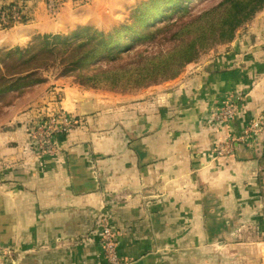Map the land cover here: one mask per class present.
Instances as JSON below:
<instances>
[{
    "label": "crops",
    "instance_id": "obj_1",
    "mask_svg": "<svg viewBox=\"0 0 264 264\" xmlns=\"http://www.w3.org/2000/svg\"><path fill=\"white\" fill-rule=\"evenodd\" d=\"M27 3L43 21L47 0ZM65 5L58 14L74 15ZM83 10L64 33L95 25ZM53 88L84 125L47 155L27 144L46 104L0 126V264H106L104 226L123 264H216L264 245V10L177 79L131 93ZM227 104L238 109L225 122Z\"/></svg>",
    "mask_w": 264,
    "mask_h": 264
},
{
    "label": "trees",
    "instance_id": "obj_2",
    "mask_svg": "<svg viewBox=\"0 0 264 264\" xmlns=\"http://www.w3.org/2000/svg\"><path fill=\"white\" fill-rule=\"evenodd\" d=\"M137 7L126 24L107 35L81 27L54 43L36 38L31 50L0 49V103L43 84V69L72 77L84 88L116 93L174 80L188 65L231 43L264 9V0H148ZM3 12L13 20L11 6L3 5L0 17Z\"/></svg>",
    "mask_w": 264,
    "mask_h": 264
},
{
    "label": "rangeland",
    "instance_id": "obj_3",
    "mask_svg": "<svg viewBox=\"0 0 264 264\" xmlns=\"http://www.w3.org/2000/svg\"><path fill=\"white\" fill-rule=\"evenodd\" d=\"M8 1H5V2H8ZM69 1H71V3ZM140 1H148V0H137L135 3L127 1L126 4L127 3L131 4L129 8H127L126 6L124 7L121 6L119 4L121 2L115 1V0H55V2H52V0H47V11L42 18L43 21H39L37 19L38 15L36 14H38L39 10L36 4L33 6L28 5L25 7L18 6L17 10L18 12L21 11V13H19L20 15L12 14L11 15L13 18V20H11L12 22L9 21V17L5 16V13H3L0 17V20L3 22L2 23L3 26L0 25V49H4L6 51L18 49L19 52H23V51L31 50L36 46V40H35L36 38H40L41 41L45 39L51 43H54L55 41H57V39L61 41L65 38H68L69 36L73 34H76V31L80 29L81 27L77 28L72 33L70 32L64 33V30L67 31L71 27H75L76 25L79 24L80 22L79 18L84 14L83 8L86 5L88 6L90 13L94 16V20L92 21L91 24H95L97 26L92 25L93 27L92 26L90 27L82 26V27L94 28L96 32L107 35L115 27L121 26L122 24L124 25L128 22L131 16L132 10H135V8L139 9V7L137 6ZM199 1L201 0H191V2H194V3H199ZM54 3H55V7L53 8L51 6ZM65 3L66 5L67 4H72V6L76 5L74 15L69 14L71 9H68V8L70 6H68L67 8L63 10L64 14L62 15L58 14ZM13 9L14 8L11 7L12 11ZM119 12L120 14H118ZM148 15H149V12L145 14V16H148ZM116 16L119 17L120 19L119 21H116L115 19L117 18ZM18 17H21V18L19 19ZM56 23H60L59 24L60 32L49 33L48 31L55 32L56 28H58V25H55ZM98 27L101 29H99ZM45 28H47V31L45 33H42L43 29L46 30ZM103 66H106L105 63L103 64ZM40 73H41V77L45 79L43 84L41 83L37 87L27 90L21 96L15 97L13 99L9 97L10 99L6 100L5 102L0 103V109H3L2 113L0 112L1 113L0 114V126H11L13 122H10V121L15 120V116L21 110L26 109L28 106L33 108L35 104H38V105L46 104L40 108L41 111L39 110L38 112L39 114L44 113L47 116H52V118L58 116L61 119V121L65 120L67 116H71L75 118L76 121H73V124L69 125L70 127L68 128L66 135L69 134L72 130H75L80 126H83L84 125L83 120L73 110L70 109V106L66 102L65 96L62 95L63 92L60 91L61 92L60 93L57 90L58 88H53L58 84L59 85L61 84L74 85L75 87L76 86L78 87L79 84H77L72 79V77H68V78L59 77L53 71H46L43 69L40 71ZM51 88L53 89H52V95L49 101L45 103V100H44L42 101L43 103H41L40 100L46 97L48 91ZM79 88L85 89V90L88 89V88H84L81 86H79ZM136 89L137 90H134L132 92L145 89V88L143 87V88H139V89L136 88ZM78 92L83 93L79 89L78 90L76 89V94H78ZM37 101H39V103H37ZM30 143L31 141L27 143L28 146H30ZM31 149L32 148H30V151ZM0 252H1V249H0ZM7 253L8 251L4 254H7ZM230 253L234 256L233 260L226 259V261L224 262L221 261L216 264H264V245H262V247L242 246V247L232 250ZM225 254L227 255L229 253H223V256H226Z\"/></svg>",
    "mask_w": 264,
    "mask_h": 264
},
{
    "label": "built area",
    "instance_id": "obj_4",
    "mask_svg": "<svg viewBox=\"0 0 264 264\" xmlns=\"http://www.w3.org/2000/svg\"><path fill=\"white\" fill-rule=\"evenodd\" d=\"M52 2H55V0H52ZM8 3L12 4L11 7L14 8L13 11L11 10L12 14L21 13L20 11L18 12L17 7H23L25 4L23 0H9ZM51 7L54 8L55 3ZM5 16L7 17L6 13ZM18 18L20 19L21 17ZM237 109V104L225 105L218 112L219 119L224 120L225 122L232 120L236 116ZM38 118L36 126L34 127L33 142L29 147L32 148L31 150H34L37 153L36 146L39 145L42 149V152L39 155L52 154L54 152V146L52 142L54 136L67 133V130L70 127L69 125L73 124V121H76V119L71 116H67L63 122L58 116L52 118V116H47L44 113H38ZM219 152L221 154L226 153L224 146L220 147ZM102 243L106 264H123L119 256V248L115 241V236L112 233L111 228L108 226H104Z\"/></svg>",
    "mask_w": 264,
    "mask_h": 264
}]
</instances>
